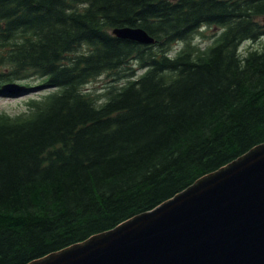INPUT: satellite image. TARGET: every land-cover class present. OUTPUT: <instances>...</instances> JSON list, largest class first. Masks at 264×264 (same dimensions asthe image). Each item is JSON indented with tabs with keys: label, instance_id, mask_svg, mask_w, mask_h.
I'll return each instance as SVG.
<instances>
[{
	"label": "trees",
	"instance_id": "16d2710c",
	"mask_svg": "<svg viewBox=\"0 0 264 264\" xmlns=\"http://www.w3.org/2000/svg\"><path fill=\"white\" fill-rule=\"evenodd\" d=\"M102 75L123 81L87 88ZM9 82L49 90L0 111V264H27L264 142V0H0V96Z\"/></svg>",
	"mask_w": 264,
	"mask_h": 264
},
{
	"label": "water",
	"instance_id": "95a60500",
	"mask_svg": "<svg viewBox=\"0 0 264 264\" xmlns=\"http://www.w3.org/2000/svg\"><path fill=\"white\" fill-rule=\"evenodd\" d=\"M113 33L155 42L142 27ZM27 264H264V142L155 208Z\"/></svg>",
	"mask_w": 264,
	"mask_h": 264
},
{
	"label": "rangeland",
	"instance_id": "374dc122",
	"mask_svg": "<svg viewBox=\"0 0 264 264\" xmlns=\"http://www.w3.org/2000/svg\"><path fill=\"white\" fill-rule=\"evenodd\" d=\"M219 28L215 26H206L203 27L200 30V33H197L193 39V42L199 46L201 49H205L207 46H209L213 42V37L219 32ZM247 44H243L240 49L244 50L246 48ZM256 46H259V44H256ZM179 47H182V43L176 44L174 46V49H178ZM176 50H174L175 52ZM136 65V64H135ZM128 71V70H127ZM143 70H139V74L142 73ZM114 78V82H113ZM120 78H118L116 75H102L99 77L96 81L92 82L87 86V88L91 89L92 91H95L96 93H103L106 91V89L112 84H119L122 82ZM32 85H37L40 80H30L29 81ZM23 83V82H22ZM47 91H41L36 90L32 91L30 93L26 94H6L3 96H0V111H5L10 114H17L21 110H24L25 102L32 97H38L43 93L48 92ZM14 95V96H13Z\"/></svg>",
	"mask_w": 264,
	"mask_h": 264
}]
</instances>
